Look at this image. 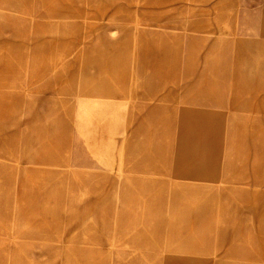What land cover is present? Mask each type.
<instances>
[{
    "label": "rangeland",
    "instance_id": "obj_1",
    "mask_svg": "<svg viewBox=\"0 0 264 264\" xmlns=\"http://www.w3.org/2000/svg\"><path fill=\"white\" fill-rule=\"evenodd\" d=\"M0 264H264V0H0Z\"/></svg>",
    "mask_w": 264,
    "mask_h": 264
},
{
    "label": "crops",
    "instance_id": "obj_2",
    "mask_svg": "<svg viewBox=\"0 0 264 264\" xmlns=\"http://www.w3.org/2000/svg\"><path fill=\"white\" fill-rule=\"evenodd\" d=\"M111 6L115 9V11H117L121 7L116 3L112 4V2H111ZM204 24L205 23H203L202 25ZM140 33H142V37L140 35L137 38V40H135L134 43V46L136 48V54H135L136 68L133 73L135 77L133 85H134V98L136 99L142 98L144 95H146V93L150 92L153 89V86L155 85L157 86L158 83H160L159 79H157L158 81H156L154 84L149 82H144L141 79L142 75H144L146 72H153V71L156 72L157 68L163 65L165 61H167L166 56H170V55L171 57L175 56V51L176 49H178V41H179L177 34H170L172 44L170 43V45L164 48L165 50H168L167 52H161V49L158 47V45L152 42L153 41L152 39H148L147 37L144 36L147 34L150 35L151 33H148L144 30L140 31ZM151 35H155V34L152 33ZM156 37H158V35H156ZM173 47L175 51L173 50ZM171 57L169 58V66L167 69L168 71H172V67H174L173 64L174 60L173 58L171 59ZM160 74L161 73L159 72L156 73V75H160ZM156 78H160V77L157 76ZM191 111L194 112L192 113V115L195 118L198 110H191ZM212 117H215L214 112H212Z\"/></svg>",
    "mask_w": 264,
    "mask_h": 264
}]
</instances>
